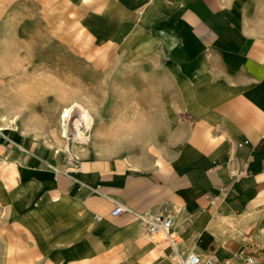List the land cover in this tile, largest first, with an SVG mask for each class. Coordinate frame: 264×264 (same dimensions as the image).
<instances>
[{
  "label": "crops",
  "instance_id": "obj_1",
  "mask_svg": "<svg viewBox=\"0 0 264 264\" xmlns=\"http://www.w3.org/2000/svg\"><path fill=\"white\" fill-rule=\"evenodd\" d=\"M81 2L95 34L136 53L139 70L159 62L163 91L141 99L162 101L159 132L167 135L154 142L152 161L123 157L114 168L107 159L105 172L92 161L90 173L75 177L1 137L0 206L10 202L11 231L0 244L11 249L22 236L62 264H174L170 240L155 238L136 215L148 212L173 217L170 235L182 253L214 255L215 264L254 255L264 264V0ZM143 54L157 63L139 61ZM9 180L23 185L7 193ZM116 200L133 211L112 216Z\"/></svg>",
  "mask_w": 264,
  "mask_h": 264
},
{
  "label": "rangeland",
  "instance_id": "obj_2",
  "mask_svg": "<svg viewBox=\"0 0 264 264\" xmlns=\"http://www.w3.org/2000/svg\"><path fill=\"white\" fill-rule=\"evenodd\" d=\"M81 1L0 6V125L4 137L19 151L25 149L35 162L74 177L90 173L86 166L92 161L101 172L107 170V159L113 160L114 168L123 157L152 161L154 142L167 135L159 132L162 101L152 100L164 88L159 62L155 71L139 70L138 58H132L136 53L130 56L117 43L107 44L95 34L96 21ZM141 60L157 63L152 54L141 55ZM146 93L152 99H141ZM74 102L79 105L62 118L64 108ZM83 108L94 115L87 142L76 138V123L80 129L86 126ZM4 172L10 171L6 168ZM21 185L11 181L4 183L3 190L10 193ZM2 204L0 216L5 220L1 223L7 229L0 233L6 232L9 242L10 202ZM19 237L11 249L5 241L0 244V264H62L51 260L49 250L37 253ZM160 237L164 235L155 236Z\"/></svg>",
  "mask_w": 264,
  "mask_h": 264
},
{
  "label": "built area",
  "instance_id": "obj_3",
  "mask_svg": "<svg viewBox=\"0 0 264 264\" xmlns=\"http://www.w3.org/2000/svg\"><path fill=\"white\" fill-rule=\"evenodd\" d=\"M4 136V127L0 125V138ZM223 191H226L224 188ZM133 211L127 204L122 201H114V206L110 210L112 216H120L126 212ZM137 217L146 225L148 231L153 235L163 234L168 238L172 245L171 260L174 264H215L214 255L202 256L195 251H189L182 253L174 240L170 235V229L173 225V217L169 214H155L148 212H136ZM101 218V216H99ZM246 264H258L254 255H247L244 258ZM225 264H232L230 261H226Z\"/></svg>",
  "mask_w": 264,
  "mask_h": 264
},
{
  "label": "bare ground",
  "instance_id": "obj_4",
  "mask_svg": "<svg viewBox=\"0 0 264 264\" xmlns=\"http://www.w3.org/2000/svg\"><path fill=\"white\" fill-rule=\"evenodd\" d=\"M75 105H79V102H74L71 106H67L66 108H64V110L61 113V117L62 118H66L67 116H69L70 111L73 109V107ZM83 110L86 112V115H85V124H86V126L83 127L82 129H80L79 125L75 122L76 123V128H77L76 138L80 139L81 142H87L88 138L90 137V134L88 133V131L93 128L92 125H93V122H94V115H93V113L91 112L90 109L88 110L86 108L85 109L83 108ZM64 135H66V131L64 132ZM4 139H6V138L4 137ZM13 151L14 150L10 148L9 152L13 153ZM13 156L14 155L12 154V157ZM3 158H5V157H3ZM57 169L58 168H56L55 170H57ZM79 173H80V171H79ZM160 239H161V237H160Z\"/></svg>",
  "mask_w": 264,
  "mask_h": 264
}]
</instances>
